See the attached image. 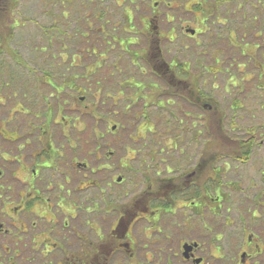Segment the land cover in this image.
Returning a JSON list of instances; mask_svg holds the SVG:
<instances>
[{
	"label": "rangeland",
	"instance_id": "obj_1",
	"mask_svg": "<svg viewBox=\"0 0 264 264\" xmlns=\"http://www.w3.org/2000/svg\"><path fill=\"white\" fill-rule=\"evenodd\" d=\"M187 1L21 0L15 14L18 28L11 47L19 52L26 66L19 67L7 52L0 55V131H3L5 138H10L16 132L21 137L20 144L34 148L43 128L52 134L53 140L60 141L57 146L64 145L66 148L68 142L61 135V130L68 132L70 129L72 138L80 140L79 145L83 149L81 157L84 162H89L90 168L110 163L116 177L125 179L122 186H114L116 198L123 197L130 188H133L131 196L138 191L141 177L137 172L139 163L151 160L157 162L164 158L169 161L174 159L183 166L188 165L199 156V148L209 142L212 151L224 150L225 144L214 141L212 136L219 132L215 118L211 137L205 139L202 121L204 114L211 115V118L213 114H218L219 118L221 114L224 115L221 119L230 137L250 139L249 130L264 127V77L261 81L258 78L259 66L264 62L257 51L262 47L264 54V0H206L209 4H217L216 14L226 24L209 25L211 33L205 32L198 36L199 46L196 44L198 40L183 35L182 28L188 26L187 23L197 28L196 22L192 21L191 15L184 16L182 8L175 9L177 2L182 6ZM154 3L160 6L159 27L165 36L164 40L171 28L177 30L174 43L164 42V59L171 62V69L177 67V74L181 78L206 83L205 90L201 91L212 99L211 111L203 112L195 105L183 101H176L173 107L168 105L170 100L173 102V98L177 100L176 94H183L184 90L177 89L176 92L175 88L166 85L162 86L163 104L169 110L156 108L159 99L151 103L155 89L150 84L156 83L157 79L152 75L148 62L136 58L140 53L135 50L145 46L142 34L146 27L145 20L155 10ZM169 3L174 9H167ZM108 6L112 11L109 15L104 10ZM98 12H101L100 17L97 16ZM165 13H168V19L175 16L173 25L168 24ZM203 17L200 13L197 21L200 22ZM101 26L106 28L110 37L127 39L126 42L137 35L140 45L132 46L130 55L118 45H112L114 51L109 50L110 47L102 43L103 35L96 31ZM95 43H98L99 52L93 49ZM58 55L62 57V62L60 58L53 59ZM131 56L133 60L137 59L136 65L131 61ZM247 57L254 58L252 60ZM184 64L190 66L189 75L181 73L183 69L187 70ZM116 65L121 72L116 71ZM216 69L220 71L215 75L213 72ZM44 71L52 75V82L57 85V89L43 83L47 81ZM71 77L75 78L73 85L77 88L63 84L65 78L69 80ZM126 81L146 86H135L132 83L126 85ZM98 88H101V92ZM236 102L240 103L238 108L234 106ZM177 104L182 105L180 111H177ZM184 107L189 118L183 115ZM173 109L175 119L168 115ZM146 113L147 118L144 115ZM61 116L66 121L60 120L59 123L63 122L65 128L54 123L55 117ZM47 119L50 121L47 122ZM68 123L75 128L68 127ZM114 126L117 128L113 131ZM197 131H202L203 135L196 139ZM254 139L260 145L254 148L248 163L242 164V168H238L241 167L238 162L227 160L234 169H231L224 181L246 177V190L253 187V183L255 188H262L260 179L261 173H264V128L254 134ZM166 143L183 149L184 154L175 153L171 158V155L163 154L155 159L154 153L150 151L161 150L166 147ZM18 144L5 141L0 135V171L17 166L13 162L15 152L11 147ZM96 147L98 160L94 155ZM2 156L10 161L5 162ZM129 159L133 162L130 171L123 169ZM66 164L69 165L67 159ZM5 173L3 177L7 179L9 172ZM86 177L92 176L87 174ZM6 183L3 184L4 194H12L18 188ZM222 189L226 195L232 196L230 205H233L231 214L234 219L243 214L250 221V214L241 204L238 205L237 194L229 190L226 183L222 184ZM93 193L91 189L83 192L89 199Z\"/></svg>",
	"mask_w": 264,
	"mask_h": 264
},
{
	"label": "flooded vegetation",
	"instance_id": "obj_2",
	"mask_svg": "<svg viewBox=\"0 0 264 264\" xmlns=\"http://www.w3.org/2000/svg\"><path fill=\"white\" fill-rule=\"evenodd\" d=\"M177 4L175 9L182 8L184 16L191 15L192 21L196 22L197 28H192L191 23L182 27L183 35L188 39L196 41L201 34L211 33L209 25L226 24L216 14L217 10H210L208 2L203 5L188 0L182 6L179 2ZM158 7L154 3V12L145 20L142 34L144 48L135 50L140 53L136 58L143 60L149 55L155 63L151 73L157 82L150 84L155 89L151 103L159 99L156 108H166L162 88L166 85L184 90L183 94H176L177 100L173 98L168 105L173 107L176 101H183L203 112L211 111L210 96H200L201 90L206 88L205 82L187 81L178 78L177 72L171 73V62L164 59L163 45L165 41L171 44L176 41L177 30L171 28L164 40L159 27ZM167 7L169 10L173 8L171 3ZM199 8H203L202 11ZM105 9L108 15L112 12L109 6ZM200 13L204 17L198 22ZM167 15L165 13L166 21L173 25L175 16L168 19ZM97 16L100 17L101 12ZM96 31L103 35L102 43L109 46V50L114 51L112 45H118L130 55L131 47L140 45L137 35L126 42L127 39L110 37L104 26ZM108 37L109 40H106ZM196 44L199 46L200 40ZM93 49L99 52L98 43ZM172 60L176 61L175 58ZM131 61L137 64V59L132 57ZM184 67L187 70L183 69V72L189 75L190 66L184 64ZM115 68L121 72L117 65ZM65 80L74 86L75 78ZM43 83L57 89L50 79ZM130 83L126 81L125 84ZM134 85L146 86L137 82ZM195 94L198 97H191ZM181 106L176 105L177 111L182 109ZM183 110V115L189 118L185 107ZM174 112L173 109L168 113L171 119H175ZM144 115L147 118L148 113ZM35 117L39 119L37 115ZM55 118V125L65 128L63 122L59 123L60 120L65 122V117ZM210 118L211 115L207 114L202 118L207 140L211 135ZM70 127L75 128L72 124ZM44 130L41 128L38 144L34 148L20 144L18 133L13 132V136L5 138L0 131L5 141L19 143L11 147L15 152L13 162L17 166L0 171V264H264V173H261V189L255 188L253 183V187L246 190V177L224 181L234 168L224 161L212 166L211 147L205 143L199 148L196 160L188 165L164 158L157 162L139 163L137 172L141 177L138 191L131 196L133 188H130L123 197L116 198L114 186H122L125 179L120 177L119 181L110 163L90 168L89 162H84L81 157L83 149L79 145L80 140L72 138L70 129L68 132L61 130V135L68 142L66 148L64 145L57 146L60 141L53 140L52 134ZM202 135V131H197L198 138ZM97 152L98 147L94 150L96 160ZM150 153L158 159L163 154L171 155L170 158L175 153L183 155L184 151L166 143L165 148ZM2 157L5 162L10 161ZM132 163L129 159L123 169L132 170ZM245 163H239L241 167L238 168ZM6 171L9 177L4 179ZM86 173L92 177H86ZM6 182L18 186L15 192L4 194L3 184L6 185ZM225 183L229 190L237 194L238 205L241 204L250 214V221L247 215L239 214L236 219L232 216V196L226 195L222 189ZM89 189L94 192L90 199L83 194Z\"/></svg>",
	"mask_w": 264,
	"mask_h": 264
},
{
	"label": "trees",
	"instance_id": "obj_3",
	"mask_svg": "<svg viewBox=\"0 0 264 264\" xmlns=\"http://www.w3.org/2000/svg\"><path fill=\"white\" fill-rule=\"evenodd\" d=\"M200 2L205 5V3L207 2L206 0H200ZM21 0H0V55L5 54L6 52L8 53V55H10V57H12V59L20 66H26V64L23 63V59L21 57V55L19 54L18 51H15L14 49H12L11 45L12 42L14 41L15 38V32H16V28H18L16 25H18L17 23V18H15V14L18 12L19 6H20ZM207 8V7H206ZM200 9V8H199ZM203 9V8H202ZM202 9H200L202 11ZM213 9V10H212ZM217 9V4H210V10L214 11ZM207 11L209 12V10L207 9ZM207 12V13H208ZM54 28V27H53ZM61 32V31H60ZM262 47L260 48V50L258 49V53L260 52V57L262 58L263 62H264V54H262L263 52L261 51ZM62 51L60 52L59 55H61ZM257 53V54H258ZM57 58H53V59H59L60 57ZM248 59H252L254 57H247ZM61 62H62V57L60 58ZM71 59H68V62L71 61ZM145 61L148 62L149 66L155 67V63H153L150 59V56L148 55L145 58ZM66 63V62H65ZM177 70V71H176ZM172 69L171 73H175L178 72V69ZM219 69H216V72H213L215 75L219 73ZM259 73H258V78L261 81L262 77H264V63L262 64V66H259ZM45 73H47L46 71H44ZM181 73H184L183 71ZM47 75H51L50 73H47L46 76L44 75V78L46 79H50L52 80V75L51 77H48ZM178 78L182 79L180 77V75L177 76ZM234 79V78H233ZM242 80V78H241ZM243 81V80H242ZM244 82V81H243ZM63 84L66 85V87H68V85H71V83L69 81L63 82ZM261 85H263V81L261 82ZM99 91L101 92V88ZM177 92V89H174ZM181 90V89H180ZM195 91V90H192ZM200 96L203 98L204 94L201 93ZM106 98L110 99L109 95L105 94ZM104 97V98H105ZM192 97H198L197 94L192 95ZM103 103V101H101V104ZM234 106L236 108H238L240 106V103L236 102L234 103ZM221 114V113H220ZM224 115L221 114V117H218V114L212 115L211 121H210V130L214 129V125H215V121L213 120V118L216 119V123L218 124L217 127L219 126V132L217 133V135H213L214 141L216 140L218 143L220 142L221 144H225V148L224 150L220 151V152H216V151H212V147L210 142L207 145H210L211 147V154H210V161L214 163L217 162H229L227 160L230 161H234V162H239V163H245V161H249V158L251 157L254 148L260 144H256V140L254 139V134L260 130L261 128H252L251 130H249V138L247 140H242L241 138H234L230 137L226 131H225V127H224V123L222 122V119ZM219 118V119H217ZM216 128V127H215ZM212 133V131H211ZM218 134H220V136H218ZM211 137V135H210ZM195 138L197 139V136H195ZM232 138V139H230ZM215 186L213 185V188Z\"/></svg>",
	"mask_w": 264,
	"mask_h": 264
},
{
	"label": "water",
	"instance_id": "obj_4",
	"mask_svg": "<svg viewBox=\"0 0 264 264\" xmlns=\"http://www.w3.org/2000/svg\"><path fill=\"white\" fill-rule=\"evenodd\" d=\"M116 128H117V127H116V126H114V127H113V131H114V130H116ZM119 181H121V178L119 179Z\"/></svg>",
	"mask_w": 264,
	"mask_h": 264
}]
</instances>
